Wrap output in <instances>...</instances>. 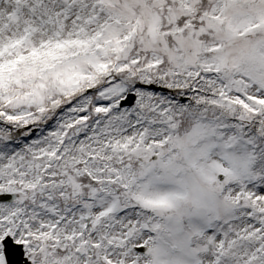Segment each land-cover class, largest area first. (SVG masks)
I'll list each match as a JSON object with an SVG mask.
<instances>
[{
  "label": "snow or ice",
  "instance_id": "1",
  "mask_svg": "<svg viewBox=\"0 0 264 264\" xmlns=\"http://www.w3.org/2000/svg\"><path fill=\"white\" fill-rule=\"evenodd\" d=\"M0 264H264V0H0Z\"/></svg>",
  "mask_w": 264,
  "mask_h": 264
}]
</instances>
